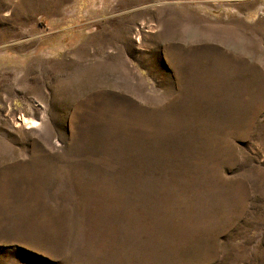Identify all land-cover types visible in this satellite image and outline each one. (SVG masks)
Here are the masks:
<instances>
[{
    "label": "rangeland",
    "instance_id": "1",
    "mask_svg": "<svg viewBox=\"0 0 264 264\" xmlns=\"http://www.w3.org/2000/svg\"><path fill=\"white\" fill-rule=\"evenodd\" d=\"M0 264H264V0H0Z\"/></svg>",
    "mask_w": 264,
    "mask_h": 264
},
{
    "label": "bare ground",
    "instance_id": "2",
    "mask_svg": "<svg viewBox=\"0 0 264 264\" xmlns=\"http://www.w3.org/2000/svg\"><path fill=\"white\" fill-rule=\"evenodd\" d=\"M21 123L22 124H25V125H30V127L31 126H35L37 123H38V121H36V120H34V119H27V118H23V117H21Z\"/></svg>",
    "mask_w": 264,
    "mask_h": 264
}]
</instances>
